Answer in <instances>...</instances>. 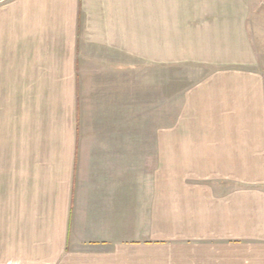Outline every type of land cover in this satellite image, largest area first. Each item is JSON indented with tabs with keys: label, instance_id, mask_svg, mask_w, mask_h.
<instances>
[{
	"label": "crops",
	"instance_id": "0c3cea01",
	"mask_svg": "<svg viewBox=\"0 0 264 264\" xmlns=\"http://www.w3.org/2000/svg\"><path fill=\"white\" fill-rule=\"evenodd\" d=\"M0 264H264V7L5 0Z\"/></svg>",
	"mask_w": 264,
	"mask_h": 264
},
{
	"label": "rangeland",
	"instance_id": "374dc122",
	"mask_svg": "<svg viewBox=\"0 0 264 264\" xmlns=\"http://www.w3.org/2000/svg\"><path fill=\"white\" fill-rule=\"evenodd\" d=\"M5 0H0V5L4 2ZM252 2H253V5H255V6H261V7H264V0H252ZM92 90H83V97L85 98V99H88V93L89 92H91ZM67 93H68V91H67ZM90 103H88L87 102V100H86V102H85V108H84V116H85V118H86V120L84 119V122L85 121H87V123L89 124V118L92 116V117H94V116H98L99 114L98 113H100V111H98L97 109H95V110H92V109H90V105H89ZM93 108V107H92ZM64 116L66 117V119L68 120V118H69V110H66L65 112H64ZM89 117V118H88ZM87 118H88V120H87ZM100 127H98V126H88V125H86V126H83V128H82V131H83V135H88V134H95V133H97V129H99ZM113 130H118V127L117 128H113Z\"/></svg>",
	"mask_w": 264,
	"mask_h": 264
}]
</instances>
